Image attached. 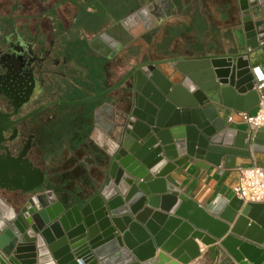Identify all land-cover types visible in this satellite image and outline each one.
Listing matches in <instances>:
<instances>
[{
  "label": "water",
  "instance_id": "obj_1",
  "mask_svg": "<svg viewBox=\"0 0 264 264\" xmlns=\"http://www.w3.org/2000/svg\"><path fill=\"white\" fill-rule=\"evenodd\" d=\"M239 1L243 43L239 28L222 54L142 61L91 98L103 100L117 91L93 113L92 139L103 152L97 159L106 163L90 183L92 190L89 185L63 187L59 195L31 160L34 151L27 156L30 145L20 150L15 137H6V128L0 131V264H78L76 259H85L84 264L188 263L201 255L196 238L210 247L216 264H264V203H244L224 186L203 206L190 191L181 192L171 175L188 162L204 169L261 164L256 145L264 128L250 138L228 126L234 110L245 111L246 93L254 92L249 83L255 79L254 68L264 66V0ZM148 9L127 16L122 24L129 29L130 17L137 15L147 30L153 18L141 15ZM90 46L108 55L119 42L103 32ZM204 61L214 65L215 73ZM183 63L196 67L198 77ZM169 68H180L188 78L181 80ZM159 69L166 73L163 78L185 88L167 90ZM222 104L234 110L220 117ZM244 156L248 162H238ZM170 163L175 167L169 169ZM47 195L55 197V214L44 202ZM24 214L31 215L29 223ZM251 224L255 228L247 232Z\"/></svg>",
  "mask_w": 264,
  "mask_h": 264
},
{
  "label": "crops",
  "instance_id": "obj_2",
  "mask_svg": "<svg viewBox=\"0 0 264 264\" xmlns=\"http://www.w3.org/2000/svg\"><path fill=\"white\" fill-rule=\"evenodd\" d=\"M5 3L4 10L12 16L17 24L27 25V35H32L36 31L39 38L46 43V47H50V42L56 39L52 58L56 57L60 63L69 62L75 66L69 69L66 66H49L54 71L60 69L67 70L72 76L77 78L78 83L73 87L81 91L74 98H68L67 87L70 84L69 76H61V85L56 83V89H60L59 94L54 96V79L51 74L47 75L48 90L43 102L46 103L43 118L47 121V126L39 132H34L33 151L34 155L31 160L40 167L46 174V178L50 179L52 185L50 188L56 187L59 195H62L59 188L66 183L65 172L72 165L78 167L75 174V183H83L90 171L93 177L98 176V167L96 159L90 153H84V148L89 145L94 151L101 150V146L90 138V133L84 127L89 114V108L92 107L91 100L98 94V84L102 71V66H96L98 63V52L94 50L90 43L106 31L111 37L119 42L118 48L113 50L109 57L114 63L122 54L128 64L127 66H112V86L118 83L120 76L124 71L129 70L132 66L129 63L139 57L147 59L146 54L151 55L154 59L163 57H175L179 55H170L168 52H160L157 43L160 36V25L162 19L153 18L152 24L147 30L144 25L139 24L135 30L126 29L122 25V21L132 12L146 6L154 0H0ZM198 0H170L173 10L169 13L167 22L174 18V14L179 16L183 14L182 6L196 5ZM204 8L207 9L208 18L219 25L222 32L223 41L221 48H206L200 54L193 56H212L225 52L231 37L236 35V31L240 28V32L244 36L242 29V8L239 0H199ZM248 3V2H247ZM164 20V19H163ZM51 48V47H50ZM149 51H147V50ZM101 55V54H100ZM52 61V59H50ZM114 65V64H113ZM101 67L100 75L93 77V85L95 90H91L92 83L81 81L82 75H87L92 70L97 72ZM207 69V68H206ZM59 70V71H60ZM205 71V68L202 71ZM59 74V73H58ZM77 75V76H76ZM56 80V79H55ZM76 90H74L75 92ZM117 91L110 92L109 101H112ZM255 93V90H254ZM245 111L255 112L258 104V95L246 93ZM94 107V106H93ZM92 107V109H93ZM233 109L224 104L221 105L219 111L220 117L225 115V110ZM234 110V109H233ZM90 119V118H89ZM207 120L209 118L207 117ZM228 126L239 131H246L252 138V130L243 122L238 111L233 115ZM33 132V131H32ZM85 135L92 142L86 143ZM235 136H238L235 134ZM257 153L260 165L264 167V138L257 143ZM248 157L238 158V162H248ZM238 168H226L211 165L209 169H204L192 163H185L184 166H178L172 173L176 184L182 187L181 192L192 193V198L203 206H206L217 195L221 188L227 186L234 190L238 183ZM76 171V170H75ZM76 173V172H75ZM85 174V175H84ZM90 176V174H89ZM88 176V177H89ZM83 181V182H82ZM58 190H60L58 192ZM200 247L201 255L192 260L188 264H216L218 259L211 257L209 246L203 244L201 240L195 239ZM159 251V250H158Z\"/></svg>",
  "mask_w": 264,
  "mask_h": 264
},
{
  "label": "flooded vegetation",
  "instance_id": "obj_3",
  "mask_svg": "<svg viewBox=\"0 0 264 264\" xmlns=\"http://www.w3.org/2000/svg\"><path fill=\"white\" fill-rule=\"evenodd\" d=\"M6 5V2H0V131H3L5 128L7 131L10 129V136L15 137V141L20 144V150L30 145L29 154L27 155L29 156L30 152L33 151L32 135L47 126V121L42 116L45 107H47L46 103L43 102L48 90L47 75L51 74L56 79H54V96L59 94L60 89L57 90L55 87L56 83H58L59 87L62 84L60 80L61 76H69L70 78L71 83L67 87L69 94L74 93L73 87L78 83V80L67 70L61 71L59 69L60 71H57V68L54 71L49 67L66 66L71 69V66H75L69 62L61 64L59 59L56 57L52 58V52L57 40H51L50 48L46 47V43L39 38L37 31L31 36L25 34L28 26L17 24L14 18L9 15V12L6 13L4 10L7 8ZM171 5L170 0L159 3L153 1L135 12L141 13L144 12L142 11L143 9L149 8L148 11L145 10L146 14L143 13L141 16H146L148 13L150 14V18L162 19L161 24H164L167 23L169 13L174 11ZM135 12H132L129 16ZM146 22L148 23V20ZM139 24H141V21L136 15L135 17H130L127 26L133 31ZM98 45L99 48H103V45ZM105 52H107L106 49ZM143 53L147 59L140 58L141 53H139V57L133 59L129 63V66H136L140 62H145L149 59L156 60L151 55L146 54V51H143ZM98 55L97 62L101 63L103 69L99 82L101 89L98 90V93H103L112 85V66H117L118 64L120 66H127L128 62L122 54L119 55L114 63L109 57L110 54L100 55L99 53ZM166 58L170 57H163L157 60ZM127 71H124L117 81H120ZM81 81L83 83L85 81L92 83L93 78L88 73L81 76ZM109 97L110 94H106L103 100H100V104L105 100H109ZM91 104H93V107L94 103ZM92 107H87L89 114L94 113L95 109L94 107L92 109ZM88 120L87 123L85 122L84 127L90 133V138L92 139L96 128L94 117H88ZM102 125L105 124L103 123ZM91 139L89 143L92 142Z\"/></svg>",
  "mask_w": 264,
  "mask_h": 264
},
{
  "label": "rangeland",
  "instance_id": "obj_4",
  "mask_svg": "<svg viewBox=\"0 0 264 264\" xmlns=\"http://www.w3.org/2000/svg\"><path fill=\"white\" fill-rule=\"evenodd\" d=\"M169 0H154L155 3ZM179 16L174 14V18L167 23L161 24L159 41L157 48L160 52H168L170 55H179L181 57H190L193 54H200L205 51L206 48H221L223 41L221 28L215 22H212L208 18L207 9L204 8L201 1H197L196 5L183 7ZM245 37L241 36V43L244 42ZM120 50V48H118ZM179 53V54H177ZM178 57V56H175ZM96 66H102L101 63H97ZM92 70L89 75L93 77L100 75V69ZM103 71V69H102ZM92 82L91 90H95V86ZM101 89L100 83L97 90ZM76 90L68 98H74L81 93L80 90ZM93 105V104H91ZM83 129H86L83 128ZM11 130L6 133V137H10Z\"/></svg>",
  "mask_w": 264,
  "mask_h": 264
},
{
  "label": "built area",
  "instance_id": "obj_5",
  "mask_svg": "<svg viewBox=\"0 0 264 264\" xmlns=\"http://www.w3.org/2000/svg\"><path fill=\"white\" fill-rule=\"evenodd\" d=\"M253 72L257 82L253 89L258 95L257 109L254 113H238L244 123L258 130L264 128V66L255 67ZM237 171L238 183L234 188L237 197L244 203H264V167L254 163L249 167L238 168Z\"/></svg>",
  "mask_w": 264,
  "mask_h": 264
},
{
  "label": "bare ground",
  "instance_id": "obj_6",
  "mask_svg": "<svg viewBox=\"0 0 264 264\" xmlns=\"http://www.w3.org/2000/svg\"><path fill=\"white\" fill-rule=\"evenodd\" d=\"M97 47L99 48V45L97 44ZM101 50L103 49V48H100ZM105 51V50H104ZM166 66H168L169 67V65H166ZM182 66L184 67V68H186L187 70H189L192 74H194V75H196V77H198V75L200 74V72H197L198 71V69H196L195 70V68L196 67H194V66H190V65H185V63H183L182 64ZM204 66H206L205 68H207V69H209V70H212V71H214V73H215V70H214V68H212V67H214V65L212 64V63H209V62H206V61H204ZM200 67V66H199ZM169 70H173V71H175V73L177 72V75H178V77L181 79V80H186L187 78H188V75L183 71V70H181L180 68H169ZM174 73V74H175ZM254 73V72H253ZM163 74H166L163 70H161V69H159L158 70V76H161L162 78H163ZM173 76H175V75H173ZM255 76V75H254ZM166 78H168V79H166ZM166 78H163L164 79V83H165V88L167 89V90H171L174 86H178V87H182V88H185L184 86H183V83L182 82H174L169 76H166ZM256 80V77H255V79L253 80V82H249V83H251V87H253V89H254V87L256 86V84H257V82L255 81ZM188 84H193V82L190 80V79H188ZM256 94L257 93H254L253 92V96H256ZM226 113V112H225ZM203 163V162H202ZM204 164V163H203ZM170 165V167H169V169H172V168H174L175 166L174 165H172L171 163L169 164ZM119 168H121V166L119 165ZM124 172H126V169H124V168H122V173H124ZM18 178V177H17ZM159 178H164V176L162 175V176H160ZM240 199V198H239ZM242 200V199H241ZM36 202H37V204L40 202L39 201V199H37L36 200ZM44 202L48 205V208H50V210H51V212H53L54 214H55V209H53V205H55L56 204V201H55V197L53 196V195H47L46 197H45V199H44ZM38 206H40V203L38 204ZM77 213L78 214H80V211L79 210H77ZM48 216H49V219H51L50 218V215H49V213H48ZM262 221H263V225H264V213L262 214ZM71 217L72 218H74L75 217V215L74 214H72L71 215ZM16 218H17V215H16ZM30 218H31V215L29 216L28 214H24L23 215V221L25 222V223H29L30 222ZM43 221L45 222V219L43 218ZM56 221V220H55ZM54 221V222H55ZM66 222H68V220L66 221ZM223 222H225V221H223ZM226 223V222H225ZM21 225H23V227H25L24 226V224L21 222L20 223ZM229 224V223H228ZM256 224V223H255ZM231 226V225H230ZM256 226L258 227L259 225H257L256 224ZM260 227V226H259ZM61 228V230H63V228L62 227H60ZM255 228V226L253 225V224H251L250 226H249V228H248V231L247 232H252L253 231V229ZM262 229V228H261ZM259 230V229H258ZM34 233H37V229L36 230H32ZM54 236H55V234H54ZM196 239H199V238H196ZM200 240V239H199ZM129 250V249H128ZM201 252V251H200ZM109 259V258H108ZM108 259H104L103 261H110V260H108ZM84 260L85 259H76V261H77V263L78 264H84ZM55 261V260H54ZM190 262V261H189ZM188 262V263H189ZM188 263H183V262H180V264H188Z\"/></svg>",
  "mask_w": 264,
  "mask_h": 264
},
{
  "label": "trees",
  "instance_id": "obj_7",
  "mask_svg": "<svg viewBox=\"0 0 264 264\" xmlns=\"http://www.w3.org/2000/svg\"><path fill=\"white\" fill-rule=\"evenodd\" d=\"M94 103V109H95V107L97 106V105H99L100 104V100H98V101H95V102H93ZM88 136L87 135H85V138H86V143L87 144H90L89 143V138H87ZM86 146H88V147H86V148H84V153L86 152V154L87 153H89V151H90V153L89 154H91L92 156H93V159L95 158L96 159V163H97V167L99 168H101L102 167V165H105V163H106V159L105 160H99V159H97V157H99V156H101V154L103 153L101 150H98V151H94V150H92V148L93 147H91V146H89V145H86ZM103 155V154H102ZM76 170V171H75ZM77 171H78V167H74L73 165L70 167V168H68V170H66V174L68 175V176H66V183L63 185V187H68L69 189H81V187L82 186H87L88 187V185H89V187H91L90 186V183H92V181H93V175L91 174V172L89 171L88 172V176H89V174H90V176L88 177L87 176V178L85 179V177H83V183H81V184H79V186H78V184H76L75 183V174H77ZM76 172V173H75ZM99 172V171H98ZM99 174V173H98ZM85 175V174H84ZM63 187H61V188H63ZM88 187V188H89ZM92 188L93 187H91L90 188V190H92Z\"/></svg>",
  "mask_w": 264,
  "mask_h": 264
}]
</instances>
